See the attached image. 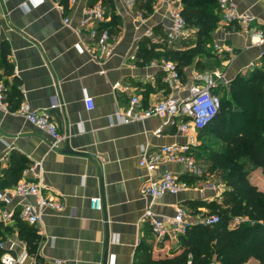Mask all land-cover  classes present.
Listing matches in <instances>:
<instances>
[{
	"label": "crops",
	"instance_id": "1",
	"mask_svg": "<svg viewBox=\"0 0 264 264\" xmlns=\"http://www.w3.org/2000/svg\"><path fill=\"white\" fill-rule=\"evenodd\" d=\"M101 1L68 0L63 10L55 0H0V42L6 41L7 60L12 65V74L2 78L9 82L15 76L30 107L46 111L62 135L57 149L52 150L44 131L0 108V174L8 167L12 153L29 163L40 161L43 193L62 204L58 211L43 209L39 222L32 225L38 235L34 255L26 252L14 220L6 224L11 231L5 235V244L13 245L9 252L26 253L15 264H52L55 259L61 264H104V260L106 264H132L136 256H169L179 251L177 236L155 237L141 220L145 207L150 203L156 215L169 217L175 205L181 204L194 218L208 208L199 203L192 208L189 202L221 199L223 183L218 178L211 181V175L206 174L190 189L150 200L141 191L146 174L137 166L139 150L182 142L185 136L163 118L116 123L111 117L131 95L138 97L139 104L151 105L168 94L185 96L191 83L200 82L197 77L213 72L221 76L218 81L223 79L225 83L237 75L247 76L262 68L260 47L233 24L218 20L211 33L210 54L199 57L198 67H184L178 89H172L163 79L161 56L145 63L129 58L135 57L137 42L143 36L153 44L162 43L153 50L157 54L163 48L193 45L191 33L187 39L169 44L161 38L168 25L166 9L171 0H155L141 20L135 17L140 12L133 4L127 7L124 0H111L119 16L118 34L112 54L98 63L80 48L88 41L84 31L78 34L73 28L83 18L86 7ZM174 2L180 8L179 0ZM235 5L239 11L251 13L256 27L264 30V0H235ZM64 17L68 25L63 23ZM104 17L107 21L108 15ZM100 69L104 70L102 74ZM114 82L126 89H113ZM84 96L91 99L90 110L84 107ZM51 104L55 106L49 108ZM156 127L161 128L158 136L152 133ZM194 135L198 145L196 131ZM166 171L179 175L181 165L161 163L153 175ZM250 176L251 183L264 191V173L255 168ZM92 197L100 198L99 209L90 207ZM25 202H33L32 197H11L3 209L15 214ZM241 220L235 218L230 226ZM243 264L258 262L249 257Z\"/></svg>",
	"mask_w": 264,
	"mask_h": 264
},
{
	"label": "trees",
	"instance_id": "2",
	"mask_svg": "<svg viewBox=\"0 0 264 264\" xmlns=\"http://www.w3.org/2000/svg\"><path fill=\"white\" fill-rule=\"evenodd\" d=\"M55 1L66 10L68 0ZM154 1L133 0V6L140 15H146L151 11ZM179 2L180 15L194 37L193 45L184 49L163 48L157 54L153 50L155 46H163L162 43L153 44L148 37L143 36L137 42L134 58L145 63L161 56L164 61L172 62L181 76L184 67H198L199 57L210 54L211 33L219 20V10L217 0ZM99 3L105 7L103 15H108V20L97 22V30L106 29L109 35L117 36L119 16L114 13L111 0ZM161 38L164 39V34ZM8 53L6 41H1L0 80L3 84V100L8 103L9 110H13L21 100V91L15 76L9 82L2 78L12 74ZM261 59V69H255L247 76L237 75L228 83L227 97L222 101L219 98L217 113L196 130L197 139L210 133L223 142L220 148L205 143L196 146V160L201 166L204 163L206 171L203 169L198 176L186 173L177 176L179 180L193 184L204 179L206 174H214L223 183L220 201L188 203L192 208L196 207V203L205 205L209 213L218 216V220L210 225H188L176 237L178 252L158 259H152L149 255L145 258L136 256L132 264H243L249 257L258 264H264V191L257 189L249 179L255 168L264 173V56ZM147 106L139 104L141 108ZM29 164L23 157L12 153L8 167L0 174V191L15 185L21 171ZM1 208L3 203L0 202ZM235 218L242 220L230 226ZM12 219L26 252L34 255L38 235L32 224L19 220L16 214L12 215ZM6 224L0 220V241L11 231ZM2 251L0 248V255Z\"/></svg>",
	"mask_w": 264,
	"mask_h": 264
},
{
	"label": "built area",
	"instance_id": "3",
	"mask_svg": "<svg viewBox=\"0 0 264 264\" xmlns=\"http://www.w3.org/2000/svg\"><path fill=\"white\" fill-rule=\"evenodd\" d=\"M169 1L166 9L168 25L164 30V40L170 43L175 40L187 39L191 30L185 26V22L180 15L179 8L174 2ZM127 7H131L133 0H124ZM219 10V22L223 24H233L240 31L249 35L252 43L260 47V54L264 56V30L256 27L255 17L247 11H239L236 8L235 0H217ZM135 17L141 20L140 13H136ZM103 8L100 3L88 6L84 10V16L73 30L75 33L84 31L88 37V41L81 43L80 48L93 57L98 63L101 59L112 54L116 36L109 35L106 29L97 30V21H103ZM65 25L69 24L67 17L63 18ZM149 35L150 32L146 31ZM134 59L133 55L129 56ZM163 72V79L172 89H178L180 74L170 61H163L160 64ZM104 70L100 69L99 73ZM220 75L214 72L206 77H197V83H191L187 87L185 96H177L168 94L155 103L148 105L146 108L139 107V99L137 96L131 95L124 107L116 108L112 114L116 123L140 122L150 117H159L165 120V123L173 124L176 132L185 136L182 142H171L155 147L152 150L141 148L137 157V166L145 171L146 177L142 193L147 195L150 200L161 197L166 194L175 195L180 191L192 188L191 184L179 180L178 175L170 171L160 173L154 176L153 172L157 165L161 163H176L181 165V173L201 175L202 166L197 162L195 157V135L197 129L203 127L217 113L219 107V98L212 90L216 85ZM225 83V80H221ZM119 82L112 84L113 89L125 90L126 87L120 88ZM264 92V85H263ZM83 104L86 110L92 108L91 99L88 96L83 97ZM55 105L51 104L49 108ZM0 108L20 115L28 123L44 131L49 137L48 147L52 150L57 149L58 143L62 138L56 123L44 110H37L30 107L24 95L21 93V100L17 107L9 110L8 103L3 100V84L0 80ZM184 117L185 119H182ZM114 123V120L111 121ZM161 132L160 127H156L152 132L158 136ZM45 184L42 181V168L40 161H32L27 167L21 171V176L12 187L6 189L7 192L0 191V202L5 203L11 197H32L33 202L22 203L16 217L28 224L36 225L39 222L41 211L45 208L51 210H60L62 204L60 201L43 193ZM89 205L93 209H99L100 198L92 197ZM10 211L0 209V220L8 223L12 219ZM141 220L147 223L151 233L157 238L176 237L182 234L186 227L193 223H201L210 225L218 220L216 214L202 213L191 218L181 204L174 207L173 214L169 217L158 216L151 210V204L142 212ZM7 239L0 241V248L3 249L0 255V264H15L21 262L25 256V251L20 255H13L9 252L12 249V243L5 244ZM52 264H61V260L55 259Z\"/></svg>",
	"mask_w": 264,
	"mask_h": 264
},
{
	"label": "rangeland",
	"instance_id": "4",
	"mask_svg": "<svg viewBox=\"0 0 264 264\" xmlns=\"http://www.w3.org/2000/svg\"><path fill=\"white\" fill-rule=\"evenodd\" d=\"M227 88H228V83H224L222 81L217 80L216 85L213 88V92L216 93L222 101L224 98L227 97ZM198 142H199L198 144L205 143L213 148H218V147L220 148L223 145V142L221 140L215 138L214 134H210V133L198 137ZM203 169H205L206 171V168ZM210 175H211L210 177H212L211 181H216L215 179H217V177L214 174H210ZM249 179L251 180V176ZM207 213L209 212L207 211Z\"/></svg>",
	"mask_w": 264,
	"mask_h": 264
},
{
	"label": "water",
	"instance_id": "5",
	"mask_svg": "<svg viewBox=\"0 0 264 264\" xmlns=\"http://www.w3.org/2000/svg\"><path fill=\"white\" fill-rule=\"evenodd\" d=\"M104 264H106V260H104Z\"/></svg>",
	"mask_w": 264,
	"mask_h": 264
}]
</instances>
